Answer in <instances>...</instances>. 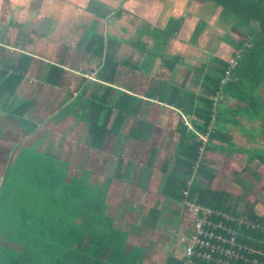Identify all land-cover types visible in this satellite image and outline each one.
Listing matches in <instances>:
<instances>
[{"label": "trees", "instance_id": "1", "mask_svg": "<svg viewBox=\"0 0 264 264\" xmlns=\"http://www.w3.org/2000/svg\"><path fill=\"white\" fill-rule=\"evenodd\" d=\"M195 1L213 3L220 9L223 20L235 22L233 30L241 40L234 52L237 57L234 67L229 60L215 59L212 72L205 76L204 95L196 96L195 92L181 85H171L173 91L170 94L167 89L170 85L164 80H157L146 92L148 98H158L159 102L179 109L192 126L189 128L182 118L178 124L181 136L175 153L176 163L167 178L163 195L177 203L176 216H182L183 220L185 200L230 215V218L213 220L226 226V229H215L216 233L230 239L236 233L238 242L244 247L236 248L244 258L233 260V264H264V216L253 209L244 218L235 216L227 207L228 199L224 200L226 194H215L197 184L196 179L197 175L209 180L214 176L205 159V154L212 150L245 155L247 170L264 166V146L237 147L233 131L245 126L243 114H248L250 122L252 119L262 120L264 132V0ZM122 13L120 11L115 16L120 18ZM100 16L106 19L108 14ZM112 43L113 40L105 35L94 33L91 36L85 50L94 55L95 66L91 70L95 72L94 81L67 70L64 58L59 62L44 63L29 54H10L0 48V109L12 108L17 124L28 130L31 137L36 135V141L42 140L43 126L26 118V114L40 104L36 99L25 101L16 95L28 70L38 72L40 69L38 74L46 79L42 83L67 92L70 101L62 110L67 111L72 121L81 117L85 124L83 141L90 138L89 142L85 141L86 147L100 154L116 156L112 174L108 177V172H96L77 165L55 151L46 152L41 149L44 142L27 147L23 146L24 142L19 144L9 158L10 167L4 171L7 183L1 187L0 264H148L154 262V254L163 249L162 244L167 240L163 239L171 237L155 227V213L146 222L154 231L150 234L145 231L135 241L136 236L123 222L126 214H119L124 220L119 219L106 202L110 189L107 179L121 180L124 173L122 164L125 158L118 145L123 138L126 143L131 140L147 142V135L153 129L152 123L141 119L145 98L137 91L117 87L119 71L127 67L135 72L138 65L117 58ZM126 118L131 121L129 129L126 128ZM221 122L231 128L220 126ZM69 167L72 168L69 170ZM124 206L122 204L121 208ZM191 233L185 224L180 225L175 243L184 246L182 253L165 255L163 264H185L188 261L181 237ZM139 241V245L136 244ZM171 241L168 243L173 251ZM156 243L158 251L153 249ZM215 256L219 257L218 254ZM256 259L259 263H254ZM156 262L161 264V261ZM194 264L218 263L195 258Z\"/></svg>", "mask_w": 264, "mask_h": 264}, {"label": "rangeland", "instance_id": "2", "mask_svg": "<svg viewBox=\"0 0 264 264\" xmlns=\"http://www.w3.org/2000/svg\"><path fill=\"white\" fill-rule=\"evenodd\" d=\"M19 2L25 3L23 8L19 7L21 15H25L23 9L28 7L27 12L30 13L31 18H23L20 22L13 16V12L11 16L5 12V15L0 17V25H5L0 27L1 34L6 32L14 40L16 37L17 40H22L27 34L28 38H32L33 46L56 56L64 55L68 66L75 70L87 69L88 63L92 61V64H95L94 55L85 49L92 34L105 35L113 40L112 45H115L117 58L138 65L135 72L127 67L122 68L120 72H124L125 75L118 76V79L121 87L130 88L140 95H145L157 80H164L166 85H170L167 86L170 94L173 91L171 85H181L195 92L196 96L204 95V85L207 84L205 76L212 72L216 64L215 59L232 58L237 43L241 40L240 35L233 30L235 22L223 20L220 9L210 2L206 4L195 0H21ZM4 5L2 3L0 7L4 9ZM34 11H37L35 17ZM120 11L123 13L118 18L115 14ZM103 14H108V17L104 19L105 17L100 16ZM13 17L15 20L12 22H19V25L10 27L8 22L9 19L13 20ZM40 17L41 19H37ZM31 47L32 45L29 48ZM89 56L93 59L89 60ZM72 80L75 82V78ZM145 102L144 116L164 112L161 122L155 123L157 132L170 128L169 124L174 125V122L169 121V117L175 114L172 108L157 103V98L153 101L146 99ZM142 111L143 108L141 113ZM176 124L177 122L173 128ZM54 126L52 124L48 128L54 130ZM248 127L251 128V125ZM45 133L47 134L46 129L40 137ZM155 136L156 134L153 137ZM160 136L161 134L156 137ZM162 137L161 139H164L163 134ZM263 137L262 133L261 145H264ZM62 140L51 134L53 151L63 155V158H68V161L92 168L88 159L91 154H94L93 159L96 161L105 160L104 155L91 148L87 151L92 153L85 152L84 155H80L85 149L80 145L87 146L86 142H89L90 138L89 140L85 138L86 142H82L81 134L71 136L69 143L62 147L66 149L65 152L71 148L68 156L63 154ZM251 141L241 130L237 133V139L235 138L239 147L255 146ZM147 144L150 149L152 145ZM118 146L125 153L126 148L133 151V146L126 144V138H123V142ZM171 151L172 149L169 148L168 152ZM81 158L83 159L80 160ZM245 158V155L236 153L207 152L206 166L214 176L209 180L197 175V184L210 189L215 194H226L228 197L226 196L224 200L228 199V201L223 203L227 204L235 216L242 215L244 218L252 209L258 215L264 216V166L259 168L254 166L247 170ZM108 162L110 165L115 164L116 156L109 155ZM71 168L69 167V170ZM181 219L183 220V217L179 216L174 223L167 220L169 229L160 226L163 234L171 236L163 239V241L167 239L162 244L163 250L168 249V242L172 239L171 242L175 243V235L180 225L187 223L185 220L181 222ZM177 243L182 253L184 246ZM154 246L158 249L157 243ZM163 262L165 263V258Z\"/></svg>", "mask_w": 264, "mask_h": 264}, {"label": "crops", "instance_id": "3", "mask_svg": "<svg viewBox=\"0 0 264 264\" xmlns=\"http://www.w3.org/2000/svg\"><path fill=\"white\" fill-rule=\"evenodd\" d=\"M19 1L21 0H1L0 5L4 3L6 7L5 5L4 9H2L3 7H0V17L4 16L5 12L9 14V16H11L13 12V16H15L16 19L20 22L23 18L30 17V13L27 12L28 7L23 9V11H25V15H21L20 8H23V5L25 3ZM18 2L19 4H17ZM36 13L37 11H34V17ZM15 17H13V20L9 19L8 24L10 23V27L16 26L17 24L19 25V22H12L15 20ZM37 19H41V17ZM1 26L4 27L5 25L3 24L0 25V27ZM28 37L29 35L26 34L22 40H17V37L14 40L13 37H11V35L7 34L6 32L2 34L0 32V48L9 51L10 54H14L15 52L29 54L37 60H42V62L44 63L51 62L50 60L53 59L58 61L59 59L65 57L64 55L56 56L45 52L44 50H40V48L33 46L34 43L32 38ZM31 45L32 47L29 48ZM35 48H37V50H35ZM91 59L93 58L89 56V60ZM92 62H89L90 64L88 63V68L84 70H75L73 68H70L67 62H65V68L76 75H79L81 77L86 76L94 81L96 80L95 72L91 70L95 66V64L93 65ZM37 70L38 72L41 71L40 69ZM38 72L31 68L28 70L17 90L16 95L20 99H25V101H34V99H36L38 104H40V106H37L36 108L33 107L30 112L26 114V118L34 123L37 122L38 124L42 125L43 129L41 130V133L46 129L47 134L45 133V136L43 135L44 139L42 138V140L36 141V135L31 137V135L28 134V130H26L20 124H17L18 120L15 116H13L12 108L6 107L5 110L0 109V195H2V185H6L7 183L4 178V171L8 167H10L9 163H11V161H9V158L11 154L16 152L19 144L24 142L23 146L27 147L31 145L36 146V144L41 145L44 142L41 149L44 148L46 152H53L54 147L53 143H51L52 133L56 137L58 136V138L63 139L62 143L64 144L61 146V148L69 143L68 141L71 136L76 135L77 133L81 134L82 137L84 136L85 124H83L82 120L80 119L81 117L79 119L75 117L77 121H72L71 118L67 116V111L63 112L65 110H62L67 108V105L69 104L68 102L70 101L68 95H66L67 92L62 89L51 87L46 83H42L43 80L46 79H43V77H41ZM121 75H125V73L119 71L118 76ZM117 83L118 88L129 91L128 89L130 88H124V86L121 87V85H119V82ZM140 96H143L145 98V101L146 99H149V101H153V99L148 98L146 95ZM226 101H229V99H226ZM157 103L164 104L159 102L158 98ZM165 106H168L175 111V114L169 117L170 123L174 122L175 125V123L177 122L175 128H173V124H169L168 127H170L171 129L166 128L157 132L155 130V123L161 122V118L164 112L162 111L161 114L159 113L157 115L155 114L146 117L143 114L145 108L144 104L143 111L141 113V119L153 124V129L150 132V135H147L146 138L148 140L147 142H141L138 140H131L129 143L127 142V145L133 146V151L128 148H126V153L121 149L119 150L124 158H126L125 162L122 164V169L124 170V173L121 176L122 179H115V177L112 179H107L110 183V189L107 195L106 202L109 205L110 209L116 212L118 216L119 214H122V216L123 214H126V221L123 218H120V216L119 219L124 220V223L126 222L125 226L128 227L134 237L136 236L135 241L138 240V238L142 234H144L145 231H149L148 234L154 231L151 225L146 224V222L150 221L153 214L157 213V223L155 227H158L159 230L160 226L167 227L169 229V227L167 226V220L174 223V221H176L179 217V215L177 214V217L175 213V210L177 209L175 204L177 203H174L175 201L172 198L165 197L163 195V191L167 183V178L170 174L173 173L176 163L175 153L179 138L181 136L177 128L179 126V122H181V118L183 119L185 124L189 126V128H192V126L189 122L188 117H186L179 109L171 107L167 104H165ZM179 113L181 116L179 115ZM243 117L245 126H241L233 130L235 138L237 139V133H239V131L241 130V132L247 134L248 138L252 140L251 142L255 144V146H250L251 148L259 146L263 147L264 145H261L262 141L260 140L261 134H264L262 130V120L252 119V121L250 122L249 119L251 118L248 114H243ZM126 122V128L129 129L131 126V121L126 118ZM52 124L55 125L54 130H52V128H48L49 125L51 126ZM248 125H251V128H249ZM220 126H223L224 128H231L229 125L224 126L222 122L220 123ZM80 129L82 131H80ZM155 134L156 136L161 134V136L159 138H157L156 136L153 137ZM162 134L164 135V139H161L163 138ZM147 143L152 145L150 149L148 148ZM77 144L79 145V143ZM80 146H83L85 148L84 151L80 153V155H84L85 152L92 153L90 151H87L88 148L86 146L82 144ZM237 147L239 146L237 145ZM241 147L248 148L247 145ZM144 148L146 149L143 152ZM167 148H171L172 151L169 153ZM62 150L64 151L63 154L65 156H68L69 153H71V148L66 152V149L64 150L62 148ZM213 151L222 153V151L219 150H212L209 152ZM93 155L94 154H91L90 158H88L91 162V166L89 165L90 167H92L91 169L95 170L96 172H108L109 174H107L106 176H111L113 166H115V164L110 165V163L108 162L109 155L101 154L105 157L104 161H96V159H93ZM82 159L83 158H81L80 160ZM13 191H17V189ZM112 204L114 208L112 207ZM122 204H125L126 206L121 208ZM152 209L155 210L151 211ZM136 230L140 231L136 232ZM167 233H169V231ZM139 243L140 241L136 244L139 245ZM173 244H175V246ZM172 246L174 247L173 251V248H171L169 244L168 249H162L158 252L159 254H154L153 261L155 259L156 260L154 262L151 261L148 264H157L156 261H161L162 264L166 254L168 257H170L171 253H173L174 255L176 254V256L180 255L181 251L179 249L177 241L176 243L172 242ZM153 249L159 250L156 246H154Z\"/></svg>", "mask_w": 264, "mask_h": 264}, {"label": "built area", "instance_id": "4", "mask_svg": "<svg viewBox=\"0 0 264 264\" xmlns=\"http://www.w3.org/2000/svg\"><path fill=\"white\" fill-rule=\"evenodd\" d=\"M229 62L231 67H234L237 63V57L233 56L229 59ZM185 195H187V192H185ZM183 205L185 209L184 217L187 222L185 227L192 232L190 235H182L181 237L182 242L185 244L188 259L185 264H194L195 258L206 261L216 260L218 264H233V260L244 258L240 251L236 249L237 247L240 249L244 247L238 242L235 232L231 239L226 235L215 232V229H226V226L213 220V218H230L229 215L186 200ZM227 245H230V247ZM217 254L219 257L215 256ZM254 263H259V260L256 259Z\"/></svg>", "mask_w": 264, "mask_h": 264}, {"label": "bare ground", "instance_id": "5", "mask_svg": "<svg viewBox=\"0 0 264 264\" xmlns=\"http://www.w3.org/2000/svg\"><path fill=\"white\" fill-rule=\"evenodd\" d=\"M174 183V182H173ZM174 198V197H173ZM183 199V198H182ZM179 200V199H178ZM166 262V261H165Z\"/></svg>", "mask_w": 264, "mask_h": 264}]
</instances>
